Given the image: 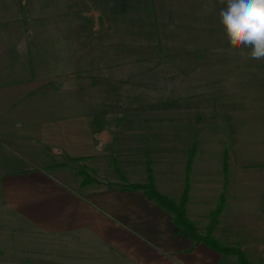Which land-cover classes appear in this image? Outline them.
<instances>
[{"label":"rangeland","instance_id":"obj_1","mask_svg":"<svg viewBox=\"0 0 264 264\" xmlns=\"http://www.w3.org/2000/svg\"><path fill=\"white\" fill-rule=\"evenodd\" d=\"M215 1L23 0L21 12L24 21L43 25L37 32L50 60L74 51L75 67L71 60L63 64L69 78L90 89L86 100L95 127L106 132L103 157L72 163L74 169L88 167L94 183L115 185L122 184L116 167L127 180H143L150 160L161 186L169 173L179 186L197 142L191 193L200 233L225 194L230 206L224 216L232 209L237 228L247 229L239 242L246 251L238 247L253 264H264V167L235 163L237 157L264 161V59L230 48L219 22L222 6ZM0 9L20 8L16 0H0ZM59 24L75 35L58 47L56 35L66 31ZM46 65L54 67L53 61ZM183 190L172 196L179 198Z\"/></svg>","mask_w":264,"mask_h":264},{"label":"crops","instance_id":"obj_2","mask_svg":"<svg viewBox=\"0 0 264 264\" xmlns=\"http://www.w3.org/2000/svg\"><path fill=\"white\" fill-rule=\"evenodd\" d=\"M22 18L21 9H0V264H239L178 234L171 215L141 192L121 183L81 184L72 163L102 158L106 132L95 127L90 89L69 78L63 64L74 66V51L50 60L37 32L43 25ZM58 28L66 30L56 35L58 47L70 43L75 34ZM169 174L166 187L155 179L172 196L185 183L174 185ZM129 181L147 182V170L143 180ZM196 206L191 193L188 215L195 223ZM224 214L215 236L238 246L247 229L237 228L232 209Z\"/></svg>","mask_w":264,"mask_h":264},{"label":"trees","instance_id":"obj_3","mask_svg":"<svg viewBox=\"0 0 264 264\" xmlns=\"http://www.w3.org/2000/svg\"><path fill=\"white\" fill-rule=\"evenodd\" d=\"M18 7L24 8L23 0H16ZM119 1V0H111ZM234 131V127H231ZM232 143H236L237 140L232 138ZM198 143L194 142L191 149L188 151V159L185 168V186L184 190L179 198L170 196L161 192L157 185L154 176V170L152 163L149 160L147 163V182L145 183H133L126 179L125 174L116 167L118 175L122 181V189L125 191H139L149 200L153 201L156 205L162 208L172 217L173 223L177 226V233L192 239L196 243H202L213 249L214 251L229 256H235L239 264H253L247 253L238 246L227 245L220 241L215 236V229L220 222V215L226 209V203L228 197L222 194L218 203L214 209L210 212V220L206 226L204 234L200 233L196 223L188 215V205L190 202L191 184H192V168L194 160L198 153ZM91 157H83L76 160H89ZM230 152L228 149L224 150L223 154V174L225 186L229 182V168H230ZM236 165L241 168H255L264 167V161L262 160H248L237 157L235 159ZM68 165V163H66ZM77 175L81 178V184L83 186L94 183L95 178H92L88 171V167L75 168Z\"/></svg>","mask_w":264,"mask_h":264},{"label":"clouds","instance_id":"obj_4","mask_svg":"<svg viewBox=\"0 0 264 264\" xmlns=\"http://www.w3.org/2000/svg\"><path fill=\"white\" fill-rule=\"evenodd\" d=\"M219 22L231 49L264 59V0H219Z\"/></svg>","mask_w":264,"mask_h":264}]
</instances>
